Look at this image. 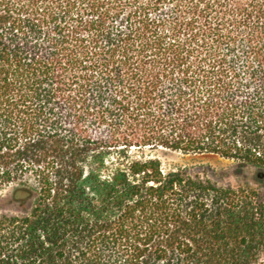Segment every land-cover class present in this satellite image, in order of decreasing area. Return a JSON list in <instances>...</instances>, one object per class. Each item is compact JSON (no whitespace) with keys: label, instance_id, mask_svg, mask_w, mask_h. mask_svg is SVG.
I'll return each instance as SVG.
<instances>
[{"label":"trees","instance_id":"obj_1","mask_svg":"<svg viewBox=\"0 0 264 264\" xmlns=\"http://www.w3.org/2000/svg\"><path fill=\"white\" fill-rule=\"evenodd\" d=\"M159 149L264 171V0H0V264H264V182Z\"/></svg>","mask_w":264,"mask_h":264},{"label":"rangeland","instance_id":"obj_2","mask_svg":"<svg viewBox=\"0 0 264 264\" xmlns=\"http://www.w3.org/2000/svg\"><path fill=\"white\" fill-rule=\"evenodd\" d=\"M153 154L161 160L165 170L179 167L198 168L209 166L214 170L209 173V177L220 184L237 186L246 180L252 184L256 181L255 170L252 173V170L247 167L239 166L238 162L217 155H186L165 149L154 151Z\"/></svg>","mask_w":264,"mask_h":264},{"label":"water","instance_id":"obj_3","mask_svg":"<svg viewBox=\"0 0 264 264\" xmlns=\"http://www.w3.org/2000/svg\"><path fill=\"white\" fill-rule=\"evenodd\" d=\"M254 176L257 181L264 182V171H256Z\"/></svg>","mask_w":264,"mask_h":264}]
</instances>
